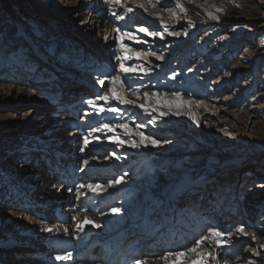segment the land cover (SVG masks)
I'll list each match as a JSON object with an SVG mask.
<instances>
[{
    "label": "rangeland",
    "instance_id": "rangeland-1",
    "mask_svg": "<svg viewBox=\"0 0 264 264\" xmlns=\"http://www.w3.org/2000/svg\"><path fill=\"white\" fill-rule=\"evenodd\" d=\"M38 1L44 3L43 0ZM52 1L46 3L48 8L32 10L25 3L26 0H0V24L3 23L4 31L16 28L19 21L28 29L25 35L33 36V41L38 43L37 48L45 50L46 58L42 56L44 60L31 61L33 72L27 71L24 78L28 80V75L36 73L38 78L33 75L34 81L30 82L46 84L49 75H57L62 69L69 73L72 81L80 84L92 81L100 70V75L89 88V94L96 104L103 105V100L96 98L103 96L112 86L111 77L117 76L122 58L128 55L137 58L140 67L135 70H139L148 81L142 89L139 85L124 87L121 95L132 100L134 105L143 104L149 111L153 108L157 111H151L149 116L133 105L129 106L130 109H124L125 105L115 107L125 110L122 116L124 114L126 117H123L128 119L123 123L157 141L155 148L158 149L146 142V148L150 146L147 162L151 168L161 170L166 176L165 170L172 164L160 166L161 156L165 153L160 150L176 148L179 146L177 138L181 136L188 138V144L184 145L188 150L184 155L187 160L182 166L184 172L192 174L188 188L207 187L213 184L210 179L214 177V193L219 206L226 211L227 218L220 219L213 211L212 216L203 220L204 226H207L205 230L224 233L222 239L228 241L225 247L230 246L235 250L229 257H219V264H222V259L229 264H255L257 260L264 263V254L258 251L260 245L264 244V165L262 169L260 167V162L264 163V4L255 0H179L186 9L181 13L176 7L177 0H147L149 13L157 14L168 31L179 32L180 35H168L165 27H155L150 32L163 33V39L158 35L130 31L132 38L125 37L121 41L123 32L117 31L115 22L121 21L118 16L125 18L133 15L132 3L135 0H120L119 3L112 0ZM57 2L59 5L63 3L64 7L72 5L62 12L51 10ZM153 4L156 6L153 7ZM172 11L177 13L178 18L171 16ZM209 12L219 19H210ZM50 14L57 16L54 22L56 26L46 21ZM91 18L94 26H91ZM138 25L139 28L143 27L141 22ZM155 40H160V44L151 47ZM121 43L133 52L121 50ZM134 52L141 55L137 57ZM98 55L121 59L115 65ZM157 56L162 58L157 59ZM56 68L59 69L57 72ZM41 72L44 73L42 78ZM86 72L88 74L85 76ZM101 80L104 81L103 86ZM18 85L23 86L22 82ZM137 89L138 94L133 95ZM42 90L45 91L44 88ZM146 91L163 95L150 96L145 101L143 93ZM173 93L179 94L180 99L177 100ZM221 101L233 104L226 108ZM42 106L40 109L35 101L14 93L0 96V117L15 120L12 124L2 123L3 131L16 132L17 129L13 127L16 121L24 120L28 111L35 108L36 113L32 118L37 120V112L46 108V105ZM190 116H195V123ZM149 120L153 122L148 123ZM135 123H141L144 127L136 130ZM137 137L133 135L134 139ZM1 142L4 143L5 138L0 135ZM219 155L242 158V163L240 166L231 165L230 160H221ZM36 180V177L31 178L32 186ZM245 201L248 205L244 204ZM240 227L249 234H255L257 240L253 241L251 235L237 233L236 229ZM205 230L192 239H183L182 245H179L181 247L173 250L185 252L180 257L181 261H184L187 249L194 246L200 235L204 237L208 233L209 230ZM186 242L187 245L183 246ZM156 246L140 247L139 251L143 252L142 255L150 251L147 257L153 261L169 253ZM254 250L260 253V257L254 254ZM5 260L4 264H7V260L14 263L17 256L6 257ZM207 264L213 263L208 260Z\"/></svg>",
    "mask_w": 264,
    "mask_h": 264
},
{
    "label": "bare ground",
    "instance_id": "bare-ground-1",
    "mask_svg": "<svg viewBox=\"0 0 264 264\" xmlns=\"http://www.w3.org/2000/svg\"><path fill=\"white\" fill-rule=\"evenodd\" d=\"M49 1L43 0L44 3H41L38 0H26L25 3L32 10H43L48 8L46 3ZM255 1L264 4L263 0ZM147 2L135 0L132 3L133 15H126L121 21H116V28L123 33L134 31L143 34L138 31V22H141L149 31L155 27L162 29L164 23L157 19V14L149 13ZM62 4L55 3L51 10L62 12L70 9L72 5L64 7ZM1 12L5 13L3 9ZM41 15L44 16V13ZM56 17L50 14L45 19L56 26ZM89 20L91 26H94L93 19ZM2 26L1 22L0 96H9L12 93L22 95L35 101L39 108L42 105H46V108L37 112V120L32 118L37 108L28 111L24 120L16 121V126H13L17 129L16 132L3 131L2 123L12 124L15 120L0 117V135L5 138V142L0 143V258L4 259H0V264L6 262V257L14 256H17V261L12 263L7 260V264H63L66 260H56L57 255L53 250L56 243L65 242L75 246L76 258L92 252L93 259L84 258L75 264H120L122 258L125 260L124 264H136L137 260H143L145 264H207L208 260L212 261L210 257L202 259L196 253L187 251L184 261L180 257L169 255L176 253L173 250L181 247L179 245L183 239H192L204 231L207 226H204L203 220L212 216L213 211L220 219L227 218L225 208L219 206V200L214 193V177L210 179L213 184L210 183L207 187L193 190L187 186L192 174L184 172L182 166L187 160L184 155L188 150L186 151L184 145L188 144V138L181 136L177 138L179 146L160 150L165 152L161 156L160 166L167 167L169 163L172 164L166 168L165 176L161 170L160 172L154 170V167L151 168L146 160L150 146L158 149L155 148L157 144L149 143L147 149L146 141L141 143L138 140L140 137L134 139L133 135L126 134L120 128L112 132L102 129L101 132L89 135L92 128L104 123H123L128 118H124V114L122 116V111L130 105H125L124 109L121 107L119 113L103 111L95 114L85 103L91 99L89 88L100 75V70L93 76L92 81L77 84L69 78V73L56 68L55 71L59 72L57 75L51 74L52 77L49 75L48 83L33 84L30 81H34L33 75L36 76V73L28 75V80L24 78L25 74L27 71L33 72L31 61L46 58L45 50H39L36 41L31 42V46L23 43L22 37L28 29L21 22L17 21L16 28L6 31ZM158 44L160 40H155L151 47ZM18 49H22L23 54L17 57L20 53H17ZM98 56L117 65L118 60L111 58V55ZM125 57L121 61L125 67L137 66V58L130 55ZM18 58L25 60L19 61ZM17 72L23 74L18 75ZM40 74L42 78L44 73ZM87 74L86 72L85 76ZM117 75L126 82V88L139 85L142 89L148 81L139 70L124 73L120 71V66L117 68ZM18 82H22L23 86L18 85ZM221 104L228 108L233 103L221 101ZM118 105L121 104L116 100H110L108 105L103 101L105 107ZM86 111L93 114L85 116ZM85 137L88 139L87 146L84 143ZM117 140L124 143H118ZM133 142L137 147H132ZM219 156L221 160H230L231 165L240 166L242 163V158ZM262 165L264 163L260 162L261 169ZM72 171L75 172V188L71 194L66 189L62 174L68 175ZM32 177L37 178L33 186L30 183ZM89 184L113 185L120 191L100 200L98 195H93L88 189ZM178 190L181 191L176 195ZM244 204L248 205V202L245 201ZM59 207L71 224H61L53 216L51 209ZM112 209L118 211L114 213ZM85 217L91 223H85ZM78 225H83V230H79ZM65 229H68L67 233ZM209 231L207 234L204 232L209 239L204 241L197 252L216 250L220 252L218 258L223 255L229 257L235 253L234 248L225 247L228 243L221 246L224 251L217 249L214 238L210 239ZM139 240L141 243H138ZM155 244L157 249L169 253L153 261L147 257L150 251L145 250L147 252L143 255L139 251L140 247ZM170 244L174 246L172 250ZM258 251L264 254L261 248ZM212 263L216 264L214 261Z\"/></svg>",
    "mask_w": 264,
    "mask_h": 264
},
{
    "label": "snow or ice",
    "instance_id": "snow-or-ice-1",
    "mask_svg": "<svg viewBox=\"0 0 264 264\" xmlns=\"http://www.w3.org/2000/svg\"><path fill=\"white\" fill-rule=\"evenodd\" d=\"M112 2L114 3H119L120 0H112ZM149 2H151V0H149ZM189 2H191V0H189ZM140 7H143V5H139ZM153 7H155L156 5L153 4L152 5ZM176 7L179 8L180 12L183 13V12H186V9L183 7V5L179 2V0H177V4H176ZM237 7H239V5H237ZM165 10H168V9H165ZM129 12L132 11L131 8L128 9ZM218 12H220L221 10L220 9H217ZM113 15H115V13H113ZM171 16L173 18H178V15L176 12L172 11L171 12ZM208 16L210 19H219L218 16H214L212 13H208ZM118 19H124L123 16H118ZM157 19H162L161 17H157ZM165 27V31H168L167 27ZM117 31H119L117 29ZM138 31L139 32H143L145 33L146 35H158L160 36L161 39H163V33H160V32H156V33H153V32H150L146 27H140L138 28ZM168 34L169 35H172V36H178L180 35L179 32H175V31H168ZM129 38L131 39L132 38V33L130 32H124L122 33L120 39L121 41L123 40V38ZM137 42H140V41H137ZM120 47L122 50H124L125 52H129V51H133L132 49H129V48H126V46L121 43L120 44ZM134 55H136L137 57H139L141 54L138 53V52H134ZM146 55H152V53H147ZM125 58H130V57H125ZM162 57L160 56H157V59H161ZM117 59H121L120 57H117ZM136 67H140V66H130V67H125V65L123 63L120 64V71L124 72V73H133L135 71V68ZM142 71H145L147 72L146 69H143L141 68ZM111 87L107 89V92L103 95V96H98L96 99L97 100H103L105 102V105H108V102L109 100H116L118 102V104H121V105H133L134 107H138V108H141L144 113L146 115H151V111H157V109L153 108L151 109V111H149L148 108L144 107L143 104H138V105H134L133 104V101L130 100V99H127L124 95H121V91L123 90V88L125 87V81H123L121 79L120 76H113L111 77ZM100 84L103 86L104 85V81L101 80L100 81ZM139 92V90H134L133 91V95H137ZM110 94V95H109ZM159 95H163V94H158L156 92H152V93H149V92H144L143 93V97H144V100L147 101L149 99V97H158ZM173 96H175V98L177 100L180 99V96L179 94H176V93H173ZM85 103H87L93 110H94V113L95 114H99V112H103V111H107V112H110V113H119L121 110L118 108V107H112V106H103V105H98L95 103V101L93 100H87L85 101ZM185 104H187V102H184ZM93 113H89V112H85V116H88V115H92ZM161 115H166V113H160ZM178 114V113H177ZM190 118L193 120V122L195 123L196 122V118L195 116H190ZM153 121L152 120H149L148 123H152ZM144 127L143 124L141 123H135V129L138 130L140 128ZM117 128H120V129H123L124 132L126 134H129V135H136V136H139L140 139H141V143H144L145 141L147 143H150L152 145H156L157 144V141L155 139H151L149 136H145L142 132H139V131H135L134 129L130 128L129 127V124L128 123H104L102 124L101 126L99 127H94L90 130L89 132V135H91L92 133H96V132H101L102 129L108 131V132H112L114 131L115 129ZM97 139H99V137H97ZM118 143H124V141L122 140H117ZM84 143H85V146H87L88 144V139L87 137H85V140H84ZM132 147H137V144L135 142L132 143ZM81 151H83V149H81ZM85 164H87V161H84ZM120 181H113V183H119ZM80 187H84V185H80ZM88 189L90 191H93L96 187H99V185H92V184H89L87 185ZM112 211L115 213L117 212L118 210L117 209H112ZM85 223H91V221H88L87 220V217H85ZM96 227H99V225H95ZM79 230H83V225H78L77 226ZM47 231H51V229H46ZM237 233L241 234V235H251V238L253 241H256L257 240V236L255 234H249L247 232H245V229L243 227H240V228H237L236 229ZM68 232V229H65V233ZM211 237L215 239V243L217 245V249H220V251H224V249L221 247L222 245L224 244H227L228 241H224L222 239V237L225 235L224 233L222 232H219V231H216V230H212L211 233H210ZM227 235L231 236L232 234L231 233H228ZM209 237L208 236H204L202 237L201 239H198L195 241L194 243V246L193 247H190L187 249V252H192V253H196L197 256L201 257L202 259L205 258V257H210L212 261L216 262V264H219L218 262V256L220 254V252L216 251V250H211V251H208V252H197V249L201 247V245L203 244L204 241L208 240ZM260 248L261 249H264V244H261L260 245ZM225 254H227L225 252ZM254 254L256 255H259L260 253H256L255 250H254ZM169 255H175L177 258L181 257V256H184L185 255V252L183 251H180V252H176V253H169ZM71 256V253H69L67 256H56V260H62V259H67L68 257ZM164 259H167L166 257H163ZM136 264H145V261L143 260H137L136 261ZM224 264H228V261L225 260L224 261Z\"/></svg>",
    "mask_w": 264,
    "mask_h": 264
}]
</instances>
